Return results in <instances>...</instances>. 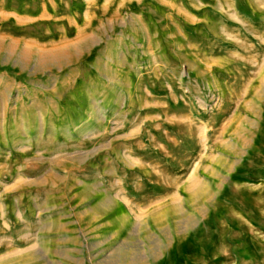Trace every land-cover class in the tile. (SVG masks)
I'll return each instance as SVG.
<instances>
[{
    "label": "rangeland",
    "instance_id": "obj_1",
    "mask_svg": "<svg viewBox=\"0 0 264 264\" xmlns=\"http://www.w3.org/2000/svg\"><path fill=\"white\" fill-rule=\"evenodd\" d=\"M0 264H264V0H0Z\"/></svg>",
    "mask_w": 264,
    "mask_h": 264
},
{
    "label": "crops",
    "instance_id": "obj_2",
    "mask_svg": "<svg viewBox=\"0 0 264 264\" xmlns=\"http://www.w3.org/2000/svg\"><path fill=\"white\" fill-rule=\"evenodd\" d=\"M129 217V216H128Z\"/></svg>",
    "mask_w": 264,
    "mask_h": 264
}]
</instances>
